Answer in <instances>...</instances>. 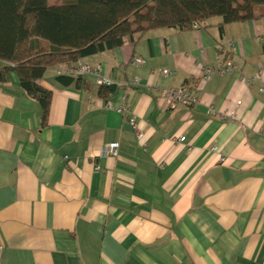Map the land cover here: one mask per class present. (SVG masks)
<instances>
[{"label": "crops", "instance_id": "0c3cea01", "mask_svg": "<svg viewBox=\"0 0 264 264\" xmlns=\"http://www.w3.org/2000/svg\"><path fill=\"white\" fill-rule=\"evenodd\" d=\"M81 61L140 86L103 99L50 68L42 126L16 74L0 83V264H264V18L154 29ZM182 85L197 102L166 108L161 88Z\"/></svg>", "mask_w": 264, "mask_h": 264}, {"label": "trees", "instance_id": "16d2710c", "mask_svg": "<svg viewBox=\"0 0 264 264\" xmlns=\"http://www.w3.org/2000/svg\"><path fill=\"white\" fill-rule=\"evenodd\" d=\"M220 26L264 18V0H0V83L14 72L41 109L46 125L51 93L38 85L58 65L113 50L154 29L188 31L210 18ZM79 87L81 78L56 76ZM115 86H99L106 99Z\"/></svg>", "mask_w": 264, "mask_h": 264}, {"label": "built area", "instance_id": "2783aa9c", "mask_svg": "<svg viewBox=\"0 0 264 264\" xmlns=\"http://www.w3.org/2000/svg\"><path fill=\"white\" fill-rule=\"evenodd\" d=\"M142 63L143 61L139 57H134L131 60V64L135 66L141 65ZM232 68H233L232 63L228 60L225 62L224 66L219 67V72L222 73ZM212 71L213 70L211 68L205 69L202 79L208 80L210 78ZM54 72L56 76H67L72 78H76V77L83 78L86 76H91L94 78V81L98 86L114 85L124 88H136L140 86L139 80L136 78L130 81L115 82L108 76L103 75L101 73V69L99 66L97 65L92 66L82 62L81 60H78L75 63H69L61 67H58L54 70ZM152 74L154 76H157L158 78L165 79L170 75H172L173 72L167 69L157 68L152 71ZM259 75L260 72L258 75L254 76L251 79V82L248 81L247 82L252 83L254 80L258 79ZM259 91L261 93H264V87H260ZM161 93L166 108H173L179 105L191 106L197 102V98L195 97V95L192 93V91L189 89L187 85H182L179 87L161 88ZM105 108L109 110H114L116 113H118L127 122L129 127L134 131L137 142H139L141 146L145 147V143L143 141V134L138 130V125L135 120V117L129 112V108L127 107L126 104L122 103L114 107L109 103H106ZM208 110L210 113L212 112L211 108H209ZM172 140L175 142H183L185 138L184 136H179L177 138H173ZM106 149H107L106 154H108L111 157L116 156L117 154L116 143L109 144ZM210 150L215 152L217 151V148L212 147ZM221 160H223V158ZM1 252H2V246L0 245V256H1Z\"/></svg>", "mask_w": 264, "mask_h": 264}, {"label": "rangeland", "instance_id": "374dc122", "mask_svg": "<svg viewBox=\"0 0 264 264\" xmlns=\"http://www.w3.org/2000/svg\"><path fill=\"white\" fill-rule=\"evenodd\" d=\"M50 3H54L56 0H48ZM58 1V0H57Z\"/></svg>", "mask_w": 264, "mask_h": 264}]
</instances>
